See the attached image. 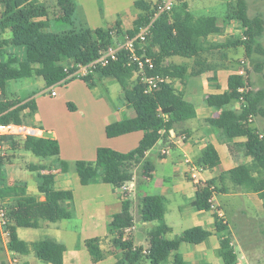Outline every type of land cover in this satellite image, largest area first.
<instances>
[{
	"label": "trees",
	"instance_id": "16d2710c",
	"mask_svg": "<svg viewBox=\"0 0 264 264\" xmlns=\"http://www.w3.org/2000/svg\"><path fill=\"white\" fill-rule=\"evenodd\" d=\"M0 4L3 6L0 13V50L6 47L23 49L21 54L8 53L7 59L0 61V122L3 123L10 121L23 123L25 110L29 109L31 113L37 110L34 98L21 100L12 106L9 104L6 92L8 80L41 76L47 87H50L66 77L64 66L70 60L89 62L108 46L123 40L126 35L134 36L151 20L157 9V3L136 0L135 6L140 8L141 12L136 16L133 27L127 30L122 29L121 21H118L115 29L99 28L93 32L87 26L81 25L78 29L73 26L69 30L54 32L50 30L54 21L74 24L75 0H56L53 6L42 0H0ZM233 15L242 24L243 35L231 42L211 43L207 41V37L223 30L216 15L195 14L190 9L189 0H177L170 12L161 15L154 22L144 46L145 52L155 61L156 68L153 72L169 76L170 79L153 92H145L144 83L139 77H135L136 67L127 64L125 55L121 54L119 60L97 70L101 76L113 77L121 83L125 99L135 111L132 118L109 123L106 126L107 136L116 137L139 130L144 131V136L138 146L128 152L101 146L97 149L95 161L77 160L75 169L82 184L102 180L120 187L132 180L134 167L142 163L146 152L160 140L161 130L169 134L176 123L196 117V106L184 98V93L178 89L176 81L179 80L185 85L189 75H199L206 70L217 68L218 61H209L204 56L206 51H218L223 54L219 56L221 60L227 55L222 50L227 48L243 47L245 55L249 58L256 54L264 55V47L260 42L264 34V17L262 15L251 17L248 13L247 0H236ZM7 31L10 32V36L1 37ZM175 55L194 59L192 69L189 70L187 64H164L166 58ZM214 55L216 54H212ZM263 68L264 61L255 62L254 69L261 71ZM250 72L247 67L246 76L235 71L230 73L225 92L205 96V103L217 111L208 122L222 129L228 141L245 138L239 145L243 147L245 155L251 161L240 163L218 177L199 184L193 201L198 210L212 209L211 199L214 193L224 190L218 182L223 185L226 177L246 191L257 193L264 200V139L259 137L260 130L253 126L255 116L264 115V88L254 89ZM82 79L93 85L92 74ZM241 87H247V90L241 92ZM236 101L240 102L239 108L232 107ZM1 141H9L14 149L19 145L13 137H2ZM22 146L42 158L60 154L59 141L52 137L28 135L23 139ZM220 161L218 150L209 144L203 149L196 163L204 168H214ZM4 164L5 160L1 157L0 198L8 196L13 201L9 206L5 205L8 218L5 228L9 233V250L15 256L22 257L34 252L42 261L64 264V254L67 250L64 243L53 239L28 243L19 237L18 228H36L41 226L42 221L56 222L70 218L73 213L68 210L66 203L73 199L72 190L56 189L54 174L46 173L41 175L39 185V190L45 195V199L41 200L38 196L29 194L24 183H3ZM60 166L66 171L69 170L66 161H61ZM152 170L151 162H143V175H150ZM132 206L131 199L123 200L122 210L111 218L109 229L115 233V243L121 249L115 264H140L144 261L164 264L172 253L174 258L171 264H186L184 257L179 253L180 244L182 242L198 244L212 234V231L202 226H193L172 237V228L165 219V197L150 194L142 199L140 215L143 221L157 223L149 232V246L145 249L136 245L130 234L127 237L128 230L134 226ZM34 209L40 216L32 214ZM213 216L215 233L220 239L218 251L220 257L225 264H239L228 223L217 212H214ZM101 244L100 237L85 240L94 262L105 257ZM21 264L31 263L23 260ZM201 264L212 263L203 261Z\"/></svg>",
	"mask_w": 264,
	"mask_h": 264
},
{
	"label": "crops",
	"instance_id": "0c3cea01",
	"mask_svg": "<svg viewBox=\"0 0 264 264\" xmlns=\"http://www.w3.org/2000/svg\"><path fill=\"white\" fill-rule=\"evenodd\" d=\"M135 1L136 0H134V3ZM148 1H152L153 3L158 2V0ZM85 2L86 0H75V11L78 4H81L83 6V3ZM85 7L88 8L87 6ZM2 9L3 6L0 4V13ZM138 9L139 15L141 10L140 8ZM190 9L191 11H193L191 3ZM121 27L124 30H126L125 28H127L123 21H121ZM9 36L10 32L7 31L2 34L1 37ZM238 49L239 47L229 49L227 48L222 51L227 53V51H236ZM2 50H6L4 51L6 59L8 57V53L21 54L23 52V49L17 47H6ZM212 54L216 55L212 56ZM220 55L223 54L219 53L218 51H206L204 53V56H206L209 61H218L217 68L206 70L199 75H189L186 79L185 85H182L179 80L176 81V86L178 87V89L183 91L184 98L196 106V117L182 120L176 123L174 127L170 129L169 134H167L165 130H161L162 136L157 142L160 145V149L154 155L155 160H152L153 158L151 152L156 147L157 143L146 152L142 163H140L143 166V162H151L153 170L151 171L150 175H140L138 173V183L135 176L132 178V180H130L135 183V189L130 193L131 196H129V199L132 200V197H135L136 193L138 192V201L141 200L142 202L143 197H145L146 195H150L147 194V191H144V193L141 194L143 188L147 187L149 192L151 189L152 195H162L165 197V219L167 217V214L171 211L174 212L175 217L181 219V222L191 223L187 228L193 226H202L212 231V234L201 243L192 244L182 242L180 244L179 253L184 257L186 264H201L203 261H208L212 264H225L218 252L220 248V239L218 234L215 233V219L213 213L217 211L222 213V217L229 225V222L227 220V213L223 208L222 202L217 203L216 200L220 193H225L230 189V185L228 183V180L230 178L226 177L224 181L225 186L222 185L224 190L214 193L213 203L215 205V209L198 210L193 205L198 184H196L190 178L189 166L186 162V159L190 158L196 163L201 156L203 149L207 145L212 144L215 146L220 155V164L215 166L214 168H204L201 173L202 183L214 177H218L222 173L227 172L231 168L240 164L237 156V149H243V147L239 144L244 142L245 138H237L233 141H228L225 138L222 129L215 127L208 122V119L216 115L217 111L215 108L208 106L204 101L207 94H218L225 92L228 87L227 79L229 74L234 71L237 72V65L239 66V64H235L233 59H230L228 55H224L221 60L219 59ZM189 60H192L193 63H188L187 61ZM171 63L187 64L189 66V70H191L194 66V59L175 55L164 60L165 65ZM233 64L236 65V70ZM33 77L38 76H31L27 78ZM97 77L101 78L103 76H101L99 73L92 74L93 85L91 86L96 85L95 79ZM104 78L105 81L114 79L113 77ZM114 80L118 82L116 79ZM9 81L11 80H8L6 83V92ZM76 81H81L85 84H83V90L90 86V84H88L82 78H75L67 81L66 83L73 84ZM118 83L122 88L121 83ZM44 84L45 88L51 87H47L45 80ZM121 92L123 95L121 107L120 109H117L112 113L114 116L115 114L118 115L116 117H107L106 115H104L103 117H32L33 113H35L36 111H34L33 113H25V110L23 124L40 129L41 134L39 137H52L57 139L60 144V154L58 156L47 158L37 156V158H32V161H34L35 163L27 164L26 167L19 163H16L12 157L13 155H10V152L9 155L11 156V158L9 157L7 160H5L2 179L3 183H24L27 186V192L29 194L38 196L41 200H43L45 199V195L39 190L41 175L52 173L55 176L54 184L56 189L72 190L73 199L66 203V207L68 208V210L73 213L70 218H63L56 222L42 221L41 226L36 228H18V235L20 228L43 229L46 231V233L43 238H40L39 240L53 239L64 243L67 247V250L64 254V264H115L118 259V255L121 253L119 245L115 243L116 235L109 229L112 216L122 210L123 200L121 199V192L120 189H118L119 187H115L112 184L105 183L102 180L84 185L81 183L79 174L76 169H70V165H72V167L75 166V162L77 160L95 161L97 157V149L101 146L110 147L121 152H128L138 146L140 140L144 136V131L139 130L116 137H108L106 134V126L109 123L125 118H132L135 116V114H132V116L130 117L122 116L123 112H130L131 110L132 113L133 108L128 105L127 100L124 96L123 88L121 89ZM58 95L59 92H57V94L52 97L57 98ZM8 97L9 96L7 95V98ZM30 98H32V96H29L25 100H28ZM81 98L88 102L90 100L92 102L96 101L94 98H91L88 93L86 94V96H82ZM239 106V101H236L232 104L233 108H239ZM254 119H256V117ZM131 135H134L136 137H132V139H130V137H126ZM20 138L25 139L26 137ZM133 138H135L134 140H136V144H133L135 146L127 148V142L133 141ZM6 146H8L10 149L11 143L9 141H6ZM11 148V150L14 151L19 150V156L25 155L22 152L25 149L22 145L21 147H17L16 149H14L12 146ZM14 156H16V154H14ZM61 161H66L69 164V170L66 171L60 166ZM163 168H170L171 170L169 173L163 174L161 171V169ZM207 172H209L208 175H206ZM218 185H220V182H218ZM256 194L257 193H247V195L250 196L252 200L257 202L258 206L262 204L264 209V200L259 196V201H256L255 197L258 196V194ZM6 198H8L11 203L13 202L10 197L7 196ZM32 214L35 216H40L39 212L36 209L32 210ZM143 223L148 224V222L146 221H143ZM167 223L172 228L173 234L174 227L169 222ZM133 227L135 228V218ZM187 228H181L182 230H180V234ZM93 237H100L102 239L101 246L103 251L105 252V257L97 262H94L92 260V256L85 245V240ZM110 238H112L113 244L115 246L114 250L106 248V243L108 242V240H110ZM25 241L28 243L35 242L34 240ZM232 244L234 246L233 240ZM148 246L149 243L147 247H143L147 249ZM246 249L247 248H245L244 252H242V254L240 255L237 253L235 248V251L238 254L239 264H254L255 261L254 258H252V256H254V252L250 249H248L249 252H246ZM29 255H32V257L29 258ZM29 255L22 256L21 258L23 260L29 261L31 264H51L48 262L42 263L41 260L37 259L34 252ZM170 258L167 262L172 263L174 253L170 255ZM256 262L258 263L257 260ZM140 264L151 263L149 261H144Z\"/></svg>",
	"mask_w": 264,
	"mask_h": 264
},
{
	"label": "rangeland",
	"instance_id": "374dc122",
	"mask_svg": "<svg viewBox=\"0 0 264 264\" xmlns=\"http://www.w3.org/2000/svg\"><path fill=\"white\" fill-rule=\"evenodd\" d=\"M42 1L47 2V4L51 6L56 4V0ZM189 2L191 3L192 10L195 14H210L216 15L218 17V24L223 28V30L220 33L209 35L207 37V41L209 43L224 41L231 42L234 41L238 36L243 35V26L237 19L234 18L233 15V9L236 0H189ZM247 2L248 13L251 17H255L257 15H262L264 17V0H247ZM138 11L139 9L136 8L134 0H86V2L83 3V6L78 4L74 14V24L71 25L62 21H54L50 30L54 32H61L69 30L73 28V26L74 28L78 29L81 25H83L95 32L99 28L106 29L110 26L111 28L115 29V25L118 21H123L127 26V28H125L127 30L133 27V22L135 17L138 15ZM244 38H246V36ZM260 42L264 47V34L261 37ZM4 51L6 50L0 51V60L6 59ZM227 55L230 59H233L235 64H240L241 60H245L248 69L251 71L250 78L253 82L254 89L257 90L264 88V68L261 71L254 69V64L256 61H264V55L256 54L254 57L249 58L245 55V50L243 47L236 51H227ZM187 62L193 63L192 60ZM235 64H233L234 68L236 67ZM95 80L96 85H90L88 87L86 86L87 88H85V90H83L84 83L81 81H76L73 84H54V89L59 92L57 98L52 97L50 88H45L44 80L39 76L20 80H11L7 85V95L9 96L8 100L10 101L9 104L12 106L19 101L25 100L29 96H32V98H35L37 103V110L35 113H33L32 117H103L104 115L107 117L118 116L116 114L114 116L112 113L121 107L123 101L121 86L114 79L105 81L104 77H97ZM87 93L96 101L92 102L90 100L88 102L81 98L82 96H86ZM133 111L132 113L131 110L130 112H123L122 116L130 117L132 114H135V111L134 113ZM25 113H30V110L27 109ZM254 120L253 126L258 130L264 131V115H258ZM126 137H130V139H132V137L136 136L131 135ZM134 139L135 138H133V141H131L133 143L127 142V148L135 146L133 145L136 141ZM14 140L19 143L18 147H21L23 139L16 137ZM11 149V146L10 149L8 146H6V142L1 141L0 158L2 157L4 160H7L9 157L11 158L10 155H13L12 157L15 162L23 165L24 167H26L27 164L35 163L32 161V158H37V156L31 151L24 149L22 152L25 155L19 156V150L14 151ZM159 149L160 145L157 143L156 147L151 152L153 158L152 160H155L154 155ZM14 154H16V156H14ZM237 156L240 163L251 161L250 158L245 155L243 149H237ZM71 168L74 170L75 166L72 167V165H70V169ZM170 170V168L161 169L163 174L169 173ZM133 171L138 183V175H143V166L138 164L136 167H134ZM208 174L209 172L206 173V175ZM228 183L230 185V189L225 193H220L216 202H222L223 208L227 213V220L229 222L228 226L230 230L229 232L232 236V240L234 241L236 251L241 255L245 248H247L246 252H249L248 249H250L254 252V256H252L255 261L254 264H264L263 205L260 204L258 206L257 202L252 200V198L247 195V193L253 194L254 192H248L243 187L236 186L231 181V179L228 180ZM219 186L222 187L221 183ZM223 186H225V182L223 183ZM144 191H147V194H152L151 189L149 192L147 187L143 188L141 194H143ZM259 199V195L255 197L256 201H259ZM0 201H2L7 206H9L11 203L8 198H0ZM132 201L135 228L131 227V229L128 230L127 237L130 234L134 238L136 245L147 247L149 243L148 233L157 222L151 221L148 222V224L143 223L139 211L141 200L138 201V192L136 193L135 197H132ZM166 220L174 227L172 237L178 236L180 234V230H182L181 228H187L191 224L181 222V219L175 217L174 212L171 211L167 214ZM45 233L46 231L43 229H19L20 237L28 241L39 240L40 238H43ZM0 237V264H21L23 259L20 256H15L13 252L9 250V248L5 247V237L1 234V230ZM114 247L115 246L113 244L112 238H110V240H108L106 243V248L114 250ZM32 255H29L28 257L30 258ZM42 263L46 262L42 261ZM169 263L171 262H166L164 264Z\"/></svg>",
	"mask_w": 264,
	"mask_h": 264
},
{
	"label": "built area",
	"instance_id": "2783aa9c",
	"mask_svg": "<svg viewBox=\"0 0 264 264\" xmlns=\"http://www.w3.org/2000/svg\"><path fill=\"white\" fill-rule=\"evenodd\" d=\"M177 0H158L157 9L151 20L142 26L140 30L134 35H126L121 41L116 42L113 45L108 46L105 50L101 51L98 57L89 62H74L70 60L64 66L66 77L57 82L56 84L66 83L69 80L75 78H83L90 74L97 73V70L101 67L109 65L113 61L119 60L121 54L126 56L127 64L129 66L136 67V76L141 79L145 85V92L150 93L158 89L163 83L169 81V76L153 72L156 68L154 59L145 52V46L154 22L164 13L170 12L175 6ZM139 45V47H138ZM140 49L143 51L141 52ZM237 74L246 76L247 65L245 60H241L237 69ZM55 85L50 87L51 95L55 96L57 91L54 89ZM247 87H241L240 91L245 92ZM242 100V98H241ZM161 111L160 108H158ZM252 117H250L251 119ZM41 130L38 128L27 126L23 123H16L13 121L3 123L0 122V139L2 137H27L28 135L40 136ZM259 137L264 139V132L259 133ZM186 162L189 166L190 178L196 183L201 184V173L204 170L202 165L195 163L192 159L187 158ZM118 189L121 192V199H129L130 193L135 189V183L128 181L122 184ZM212 201V209H215V205ZM218 212V211H217ZM219 216H223L218 212ZM8 224L7 208L5 204L0 201V230L1 234L5 237V247L8 248L9 233L6 230Z\"/></svg>",
	"mask_w": 264,
	"mask_h": 264
}]
</instances>
